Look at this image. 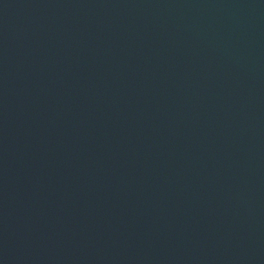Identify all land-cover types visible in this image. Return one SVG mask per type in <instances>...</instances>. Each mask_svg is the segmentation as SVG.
<instances>
[{
    "label": "water",
    "instance_id": "95a60500",
    "mask_svg": "<svg viewBox=\"0 0 264 264\" xmlns=\"http://www.w3.org/2000/svg\"><path fill=\"white\" fill-rule=\"evenodd\" d=\"M0 264H264V0H0Z\"/></svg>",
    "mask_w": 264,
    "mask_h": 264
}]
</instances>
